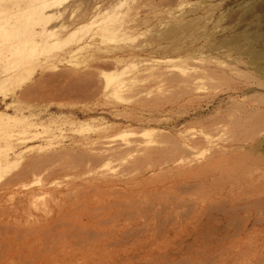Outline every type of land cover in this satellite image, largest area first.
<instances>
[{
    "label": "rangeland",
    "instance_id": "obj_1",
    "mask_svg": "<svg viewBox=\"0 0 264 264\" xmlns=\"http://www.w3.org/2000/svg\"><path fill=\"white\" fill-rule=\"evenodd\" d=\"M0 260L264 264V0H0Z\"/></svg>",
    "mask_w": 264,
    "mask_h": 264
},
{
    "label": "bare ground",
    "instance_id": "obj_2",
    "mask_svg": "<svg viewBox=\"0 0 264 264\" xmlns=\"http://www.w3.org/2000/svg\"><path fill=\"white\" fill-rule=\"evenodd\" d=\"M42 1V0H41ZM54 4V3H53ZM35 6H37V7H39L40 9H41V13H42V16H45V15H47V11L48 10H46V8H50V4H48L47 3V1H43V2H38L37 4H35ZM33 8V7H32ZM24 10H25V8H24ZM43 29L45 30V31H47L48 29H45V26L43 27ZM89 75V74H88ZM92 75V74H91ZM57 76H59V75H57ZM60 76H61V74H60ZM60 76H59V79H61L60 78ZM69 76H71L70 74H69ZM90 76V75H89ZM88 77V76H87ZM91 77V76H90ZM89 77V78H90ZM42 78V77H41ZM48 78V77H47ZM71 78V77H70ZM74 78V77H73ZM44 79V78H43ZM50 79H52V78H50ZM55 79V78H54ZM57 79V78H56ZM40 80V79H39ZM74 80V79H73ZM78 81V78L76 79V82ZM39 82V81H38ZM55 82V81H54ZM58 82V81H57ZM60 82V81H59ZM67 83H68V81H67ZM75 83V82H74ZM55 84H56V82H55ZM69 84V83H68ZM78 84H79V82H78ZM61 85V84H60ZM70 85H72V82L70 83ZM70 85H68V86H70ZM48 86V85H47ZM52 86H53V84H52ZM51 86V87H52ZM59 86V85H58ZM62 86V85H61ZM32 87H34V86H32ZM71 87V86H70ZM79 87V86H78ZM81 87V86H80ZM54 88V87H53ZM57 88V87H56ZM64 88H65V86H64ZM64 88H63V90H64ZM72 88V87H71ZM76 88V87H75ZM36 89V88H35ZM51 89V88H50ZM59 89V88H58ZM61 89H62V87H61ZM73 89H74V87H73ZM77 89V88H76ZM34 90V89H33ZM39 90V89H38ZM57 90V89H56ZM40 91V90H39ZM47 91H49V90H47ZM53 91V90H52ZM83 91V90H82ZM59 92V91H58ZM76 92V91H75ZM53 93V92H52ZM65 94V93H64ZM195 142V141H194ZM112 153V152H111ZM113 153H114V155L117 153V151H116V153L113 151ZM117 154H120V151H119V153H117ZM111 156H113V154L111 155ZM118 157V156H117ZM115 158V157H114ZM19 175L16 177V179H20V178H22V175H20V173H18ZM22 174H25V173H23V170H22ZM26 177V176H25ZM13 181V180H12ZM4 191V190H3ZM6 191V190H5ZM14 250V252H16V251H18V249L17 248H14L13 249ZM12 250V251H13ZM0 262H1V260H0ZM9 264H16L15 262H13V263H9Z\"/></svg>",
    "mask_w": 264,
    "mask_h": 264
}]
</instances>
